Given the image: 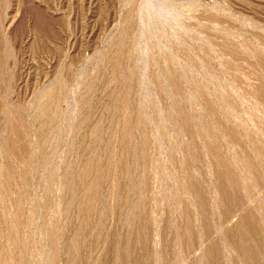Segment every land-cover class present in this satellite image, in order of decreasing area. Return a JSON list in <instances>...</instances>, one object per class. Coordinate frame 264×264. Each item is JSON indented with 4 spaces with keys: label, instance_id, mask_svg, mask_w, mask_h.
<instances>
[{
    "label": "rangeland",
    "instance_id": "374dc122",
    "mask_svg": "<svg viewBox=\"0 0 264 264\" xmlns=\"http://www.w3.org/2000/svg\"><path fill=\"white\" fill-rule=\"evenodd\" d=\"M0 264H264V0H0Z\"/></svg>",
    "mask_w": 264,
    "mask_h": 264
},
{
    "label": "bare ground",
    "instance_id": "6f19581e",
    "mask_svg": "<svg viewBox=\"0 0 264 264\" xmlns=\"http://www.w3.org/2000/svg\"><path fill=\"white\" fill-rule=\"evenodd\" d=\"M153 2V1H152ZM154 9V8H153ZM153 11V10H152ZM164 11V10H163ZM151 15V14H150ZM159 15V14H158ZM148 17H149V14H148ZM152 17V16H151ZM154 18V17H153ZM149 20V19H148Z\"/></svg>",
    "mask_w": 264,
    "mask_h": 264
}]
</instances>
